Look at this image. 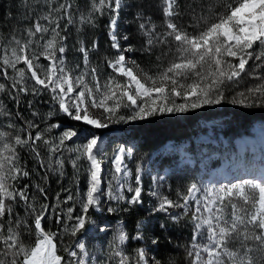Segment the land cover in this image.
<instances>
[{"label": "snow or ice", "instance_id": "1", "mask_svg": "<svg viewBox=\"0 0 264 264\" xmlns=\"http://www.w3.org/2000/svg\"><path fill=\"white\" fill-rule=\"evenodd\" d=\"M26 7L23 19L30 25L6 40L0 34V264H86L89 252L80 237L95 223L90 210L104 196L125 201L123 211L143 204L142 170L137 167L133 185L124 164L131 148L114 150L108 186L102 189L106 148L103 134L93 130L225 102L264 106V0H189L183 10L180 0H163L160 30L151 16L137 11L133 22L143 34L139 51L150 60L155 57L147 66L128 55L137 49L121 43L129 39L119 33L125 0H88L86 11H79L77 0H26ZM105 16L113 51L103 56L111 72L102 79L100 64L92 59L99 55L98 41L89 47L78 37L75 50L82 64L75 65L67 61L66 42L72 27L80 33L83 27H97ZM246 76L256 83L237 90ZM45 96L48 101L41 99ZM44 102L50 104L46 113L37 107ZM22 153L40 171H30ZM66 163L75 190L62 187L51 202L49 175L63 180ZM82 170L87 174L83 189ZM150 195L158 200L156 212L182 209L194 225L187 250L191 264H264V177L218 188L193 182L177 193L176 201L155 190ZM21 206L23 216L16 211ZM169 218L177 222L180 216ZM46 219L73 237L74 247H58L61 232L48 230ZM143 227L137 224L135 239H143ZM33 235L34 243L25 240ZM127 239L122 230L113 237L117 264H161L144 248L131 258L124 255L119 246Z\"/></svg>", "mask_w": 264, "mask_h": 264}, {"label": "rangeland", "instance_id": "2", "mask_svg": "<svg viewBox=\"0 0 264 264\" xmlns=\"http://www.w3.org/2000/svg\"><path fill=\"white\" fill-rule=\"evenodd\" d=\"M128 55L131 56L130 53ZM153 63H155V59ZM249 64L251 65L252 61ZM110 72L111 70L108 73ZM254 83L256 81L246 76L237 90L243 91L245 87ZM234 91L227 93L229 99L233 96ZM4 99L7 102V98L4 97ZM10 103L8 102V106L12 108ZM222 109L224 111L226 109V111L223 112ZM249 109H258L261 110L260 112H264V106L259 104L253 107L234 105L228 102L189 111L197 114L209 113L210 116L205 118L200 114L201 117L198 116L194 125V133L189 136L182 134L179 136V140L167 141L149 157H147L146 152L138 151L140 140L138 136L132 134L134 125L148 120H161V117L167 116L168 113L150 117L144 121L115 124L111 125L109 129H99L101 133L97 134H103V143L106 148L101 157L102 189H107L113 167V152L118 146L132 149V155L126 157L124 161L130 174L128 182L134 185L136 169L140 167L142 170V197L153 201L150 205L154 206V213H159L155 211L158 200L150 195V192L154 190L173 200L175 193L186 192L187 186L193 182L201 186L207 185L218 188L223 185L242 182L245 179L252 180L264 177V118H258L264 114L250 115L248 120V116L241 112ZM229 111H233L232 114ZM235 114L238 115L236 119ZM172 119H175V116H171ZM0 120H3V117H0ZM247 120L248 127L243 130L241 128L244 125L243 121ZM103 175H105L106 182L103 180ZM174 186L179 189L175 190ZM165 191H170L173 194L169 196ZM123 194L126 197L131 195L127 192V186L123 189ZM176 200L175 198L174 201ZM120 204H126V202L109 200L107 196H104L101 205L90 210L95 223L89 225L88 231L80 237L89 252V256L85 258L86 264H98L99 260L105 256L106 242L110 243V247H108L110 258L108 256L107 259H112L113 237L121 230L125 232V227L124 221L118 217L117 213H110L107 209L109 207L116 208ZM78 208L79 205L77 204ZM182 213V209L179 211V208H174L170 209L169 213L159 214L163 217H169L170 215L179 216ZM150 220L151 218H148L149 222ZM169 220L174 222L170 218ZM46 223L49 230L61 232V236L57 238L58 247L61 249L74 247L73 237L64 234L51 220ZM142 224L145 226L144 221ZM100 228H103L104 231H100ZM126 242L127 240L119 246L123 253ZM143 248L147 251L149 258H153L150 245L145 242ZM61 254H64L63 251Z\"/></svg>", "mask_w": 264, "mask_h": 264}, {"label": "trees", "instance_id": "3", "mask_svg": "<svg viewBox=\"0 0 264 264\" xmlns=\"http://www.w3.org/2000/svg\"><path fill=\"white\" fill-rule=\"evenodd\" d=\"M189 2V0H180L181 9H184V5ZM77 3L80 5L79 11H86V5L88 0H77ZM127 7L123 10L121 18L119 20V33L121 36L128 35V41H123L122 44L128 45L130 44L137 51L130 53V57L135 59L138 63L142 65H151L154 62L155 57H152L151 60L147 55L142 54L139 49L143 43V34L138 30L137 24L134 21V17L139 10H143V12L151 16L152 21L157 25V29L160 30L164 25V15H163V0H125ZM28 8L26 7V0H0V34L5 37V40L8 36H10L14 31L19 35L20 31L23 30L25 25H30V21L24 20L23 17L27 13ZM188 19L187 16L184 18ZM108 18L102 17L97 21V27H83V30L80 33H77L75 27L71 28V35L69 36L68 41V51L66 53L67 61L72 64H82V54L75 50V47H78L76 41L78 37L84 38L86 40V45L91 46V43L95 40L99 43V55H93L92 59L94 63H99V71L101 73V78L103 79L109 72L104 63L103 56L105 54H110L113 50L110 48V40L108 37ZM46 63V62H45ZM44 101H48L49 97L45 96L41 98ZM12 104V110L15 111V107ZM259 103H257L258 105ZM256 105V106H257ZM253 106V107H256ZM39 110L43 113H46L49 110L50 104L48 102L39 103L37 105ZM228 110V109H227ZM223 112L225 111L222 109ZM258 109H249L248 111L241 112L245 113L248 116V120L251 116L257 114H264V112H260ZM233 111H229L232 114ZM26 116H30V113L25 111ZM179 114V115H175ZM205 116V118H209V113H171L167 116L161 117V120H148L142 123H135V127L133 129V135L138 136L140 143L138 146V151H144L147 154V157L152 155L155 151H157L164 143L170 140H179L180 135L189 136L191 133H194L193 130L195 122L197 121L198 116ZM251 115V116H250ZM171 116H175V119L171 120ZM235 119L238 118V115L235 114ZM258 118H264V115H261ZM64 119L63 117L60 118ZM248 120L243 121V130L248 127ZM19 123V122H18ZM69 124H75V122H68ZM121 125V124H119ZM66 126V125H62ZM79 127V125H77ZM137 129V130H136ZM97 133H101L100 130H93ZM239 136V133H237ZM41 152L44 156H47V152L42 148ZM22 155L27 160V167L31 171L34 167H36L37 171H40L38 166L34 164V161L27 157V153H22ZM67 153H65V157H67ZM83 163V162H81ZM65 171L67 176L63 178V180H59V178L55 175H49L48 180V196L51 202H55L54 198L58 192L61 191L62 187L71 186L74 189V185H72V175L73 170L70 164H65ZM43 173L41 172V175ZM86 173L81 172L80 175V187L83 189L86 187ZM34 180H38L39 177L33 173ZM105 181V175L102 176ZM27 183H32L34 181H25ZM106 182V181H105ZM175 190L179 188L177 186L173 187ZM31 191V189H30ZM170 194H173L170 191H165ZM179 200L178 195L175 193V197ZM153 202L152 200H146L143 197V204L136 206H129L128 211H123L126 204H120L116 207L118 211V217H120L124 221L125 232L128 237L126 245L124 247V255L129 258L133 257L136 253V249L143 248L144 243L150 245L152 249V255L154 259H158L161 264H191V259L187 256V250L191 245L192 236H193V224L189 222L188 217L180 214V219L177 222H171L169 217H163L159 213H154V206L150 205ZM154 204V203H153ZM155 205V204H154ZM114 208V207H113ZM181 209H179L180 211ZM17 212L21 216L24 215V208L18 207L16 209ZM148 218H151L150 222ZM48 220L46 219V222ZM55 223L54 220H51ZM145 222V226L143 227V239L137 240L135 236L137 235V224ZM46 222H43L45 225ZM165 224V228H161L160 225ZM46 228L49 230L48 224ZM60 229V228H59ZM25 240L29 243H34L35 236L25 237ZM158 241L156 244H153L152 241ZM108 247H110V243L105 244L104 252L105 256L99 260L98 264H117L119 258L113 257L108 260L109 256ZM110 258V256H109Z\"/></svg>", "mask_w": 264, "mask_h": 264}, {"label": "bare ground", "instance_id": "4", "mask_svg": "<svg viewBox=\"0 0 264 264\" xmlns=\"http://www.w3.org/2000/svg\"><path fill=\"white\" fill-rule=\"evenodd\" d=\"M137 130V129H136ZM132 131V130H131Z\"/></svg>", "mask_w": 264, "mask_h": 264}]
</instances>
